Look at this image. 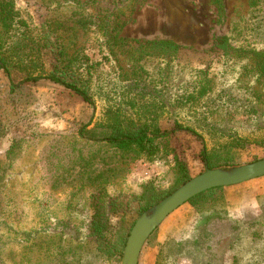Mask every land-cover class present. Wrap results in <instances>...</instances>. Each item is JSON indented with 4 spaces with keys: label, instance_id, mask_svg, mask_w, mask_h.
<instances>
[{
    "label": "rangeland",
    "instance_id": "obj_1",
    "mask_svg": "<svg viewBox=\"0 0 264 264\" xmlns=\"http://www.w3.org/2000/svg\"><path fill=\"white\" fill-rule=\"evenodd\" d=\"M13 3L20 19L38 24L46 16L39 0ZM124 21V38L169 40L179 50L171 62L146 59V74L136 88L120 76L131 72L130 52L100 51L92 34L80 35L78 43L97 62L93 107L45 80L10 87L0 70V173L5 179L0 264L121 263L95 258L85 243L93 189L69 183L79 176L78 168L75 172L69 168L71 150L81 149L84 155L88 150L85 144L73 145L80 125L92 126L114 114L154 117L161 132L167 133L168 149L186 164L191 178L205 170L203 147L233 146L234 164L220 168L264 158V74L253 57L264 53V0H137ZM219 37L227 38L237 51L233 63L214 47ZM195 71L203 73L210 92L195 102L184 101L187 85L198 82ZM176 123L194 129L201 138L175 130ZM19 139L23 142L6 156ZM89 169L106 179L110 196L138 195L146 182L168 191L173 181L163 160L126 156L104 163L96 158ZM56 171L63 175L55 189L51 178ZM231 187L238 192L223 188L222 199L202 216L197 214L196 244L191 243L194 239L179 247L172 244L176 257L172 261L264 264V177ZM57 222L66 223L68 229L63 233L52 229ZM151 235L144 249L152 244Z\"/></svg>",
    "mask_w": 264,
    "mask_h": 264
},
{
    "label": "trees",
    "instance_id": "obj_2",
    "mask_svg": "<svg viewBox=\"0 0 264 264\" xmlns=\"http://www.w3.org/2000/svg\"><path fill=\"white\" fill-rule=\"evenodd\" d=\"M39 2L47 13L41 22L33 24L17 17L13 0H0V70L9 81L10 87L45 80L73 92L93 107L92 88L97 62L87 56L85 48L78 43L80 35L92 34L100 51H107L112 55L117 51L130 52L128 63L131 72L122 73L120 76L125 81H132L136 88L143 82L142 75L146 74L143 66L146 59L159 58L171 62L179 50V46L169 40H130L121 35L125 25L124 18L131 15L137 0H39ZM214 47L223 51L227 63H233L232 56L237 51L231 48L227 38H217ZM254 55L260 64L259 72L264 74V53ZM195 73L198 82L195 86L187 85L185 89L187 96L184 101L195 102L210 92L208 85L204 83L203 73L197 71ZM14 79L18 82L14 83ZM175 128L201 138L192 128L182 127L179 123L175 124ZM74 134L73 145L75 146L76 142L85 144L88 150L85 155L81 149L78 152L71 150L72 153L68 157L71 159L69 168L72 171L78 168L76 175L79 176L74 179L76 181L72 179L69 183L76 182L82 187L93 189L84 235L85 243L93 249L95 258L118 263L137 217L191 177L186 164L178 154L168 149L167 133L161 132L154 117L136 118L132 114H128L127 117L126 114H114L92 126L80 125ZM21 142L22 139L13 141L6 156L9 157L13 153V148ZM232 149L233 146L227 143L210 150L203 147L202 161L208 169L233 165L235 158ZM126 156L142 158L148 162L165 161L172 173L171 188L168 191H161L152 182H146L141 186V193L138 195L110 196L106 191V179L103 180L100 173L94 175L95 171L89 169L90 163L96 158L106 163L112 158L122 160ZM56 173L51 178V184L55 189L60 184V176L63 175L57 171ZM3 179L4 176L0 173V213ZM222 190L223 188H215L203 192L190 199L188 204L202 216L214 203L222 199ZM52 229L63 233L68 228L66 223L57 222ZM196 238L197 235L192 244L197 243Z\"/></svg>",
    "mask_w": 264,
    "mask_h": 264
},
{
    "label": "water",
    "instance_id": "obj_3",
    "mask_svg": "<svg viewBox=\"0 0 264 264\" xmlns=\"http://www.w3.org/2000/svg\"><path fill=\"white\" fill-rule=\"evenodd\" d=\"M190 178L135 220L122 253L120 264H138L139 256L150 235L180 206L195 196L215 188L236 186L264 177V158L255 162L216 169Z\"/></svg>",
    "mask_w": 264,
    "mask_h": 264
},
{
    "label": "crops",
    "instance_id": "obj_4",
    "mask_svg": "<svg viewBox=\"0 0 264 264\" xmlns=\"http://www.w3.org/2000/svg\"><path fill=\"white\" fill-rule=\"evenodd\" d=\"M233 190L238 192V189ZM198 218L199 216L189 204L180 206L157 228L152 244L142 249L138 263L143 261L145 264H179V261H172L176 258L172 257L170 250L172 244L182 245L194 239L198 229Z\"/></svg>",
    "mask_w": 264,
    "mask_h": 264
}]
</instances>
